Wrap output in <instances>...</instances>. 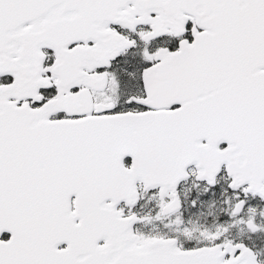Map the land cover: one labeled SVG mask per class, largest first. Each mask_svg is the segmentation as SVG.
Masks as SVG:
<instances>
[{"label":"snow or ice","instance_id":"obj_1","mask_svg":"<svg viewBox=\"0 0 264 264\" xmlns=\"http://www.w3.org/2000/svg\"><path fill=\"white\" fill-rule=\"evenodd\" d=\"M0 264H264V0H0Z\"/></svg>","mask_w":264,"mask_h":264}]
</instances>
